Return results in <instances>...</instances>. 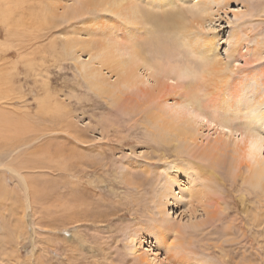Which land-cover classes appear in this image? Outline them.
<instances>
[{"label":"rangeland","instance_id":"rangeland-1","mask_svg":"<svg viewBox=\"0 0 264 264\" xmlns=\"http://www.w3.org/2000/svg\"><path fill=\"white\" fill-rule=\"evenodd\" d=\"M135 2L143 16L182 11L194 24L187 38L211 41L199 49L225 64L227 87L236 85L233 94L216 95L219 117L232 123L203 109L188 118L193 139L178 150L179 138L159 139L146 113L161 109L157 121L176 115L181 108L174 103L197 78L165 82L167 102L159 98L156 106L139 94L152 90L150 79L127 91V109L92 89L81 73L98 68L97 61L64 46L68 38L101 39L107 27L123 38L112 13L67 21L77 0H40L30 5L45 19L40 26L17 21L19 27L9 30L0 17V114L24 123L15 134L0 131V264H264V190L249 181L254 163L244 148L245 132L259 135L255 161L264 162V123L256 119L264 107L255 100L258 94L264 99V0H173L171 9ZM42 5L46 13L37 9ZM99 21L104 24L97 28ZM138 28L133 35L140 37L135 42L148 65L198 70V56L181 42L175 46L169 34L157 31L155 39L177 49L161 59L144 40L148 34L142 36L149 26ZM102 72L110 78L100 85L116 86V77ZM208 149L214 157L201 160ZM30 181L33 196L24 188ZM35 221L47 230L42 233ZM133 233L139 235L135 251L127 243Z\"/></svg>","mask_w":264,"mask_h":264},{"label":"bare ground","instance_id":"bare-ground-1","mask_svg":"<svg viewBox=\"0 0 264 264\" xmlns=\"http://www.w3.org/2000/svg\"><path fill=\"white\" fill-rule=\"evenodd\" d=\"M18 1L19 0H0V3H2L3 5V7L0 6V17L4 22H6L5 26L7 27V29L11 30L12 28H17L19 27L20 23H24V25L25 24L31 25L30 23H26L27 20L31 21V23L38 22L40 26L42 21H44L45 19H43V16L42 17L40 16L38 18V13L36 14L35 13L36 10L35 11L33 10L34 9L33 7L37 5L34 6L32 5L34 2H40V0H27V1L23 0L22 4H18ZM172 1L173 0H150V2L155 4L161 3L162 8H169V9L174 7L172 5ZM77 2L78 5L72 7L71 10H69L65 14L67 15V17L65 16V19H67V21H72L78 17L86 16L90 12L95 11L98 13L101 12L112 13L114 14L115 17L119 18V21L121 22L120 25L117 24L118 25L117 27L121 28L120 31H122L123 33L122 34L123 38H121V36H116L115 35L116 32L115 31L111 32L112 29L107 27V29L104 28V30L102 31L101 39L98 38L96 39L95 37H93V35L89 38V40H84L81 38L79 39L74 38L73 40L70 38H68V40L66 39L67 46H64V49L65 47H67L66 48L67 53H70V51H72L71 54L76 55L77 53L82 52L88 54L90 60L93 59L94 61H97L96 64L99 66L98 68H95L94 67L95 65L89 66L87 67V70H84L81 73V76L84 79V81L88 82V85L92 87V89L98 92V94L107 95L106 98H110L116 106H120L124 109H127L128 108L127 107L128 98L126 97L127 91L134 90L136 86L138 87L140 84L143 83V81L141 80L146 78V80L150 79L154 82L153 88L151 87L152 90L149 92H145L142 89H139V94H141V96L143 95L145 97H149L150 98L149 103L154 101L156 106L159 105V98L163 100L162 103L167 102L166 100H164L165 99L163 97L164 95H161L163 94L162 89L165 86L164 84L165 82L167 84V81L170 80L177 81L179 79H186V77L187 79L188 77L197 78L198 80H196L195 83L190 85V87H188V85L187 87L185 86L186 88H188L187 92L185 91L187 89L183 88L184 94L182 97H180L181 99H183L182 102L177 104L174 103V106L176 105L181 108V111L176 112V115L172 116L169 119H163L161 121H157L156 118L158 117L161 109L157 112L153 110H149V113H146L147 124L153 126L152 133L155 134L154 132H156L157 133L156 135L159 137V139H161L163 142L168 143V140L175 141L177 138H179V142L181 143L180 146H178L179 147L178 150L186 149V145L191 141V139H193V135L190 132L192 127L189 123L188 118L199 117L198 114L199 111L208 108L213 118H219V120L222 121V123H224L225 125L232 123L231 119L225 120L224 117H219V115H221L222 112L220 109H218L219 106L217 103L216 95L221 92L224 93L230 89H231L229 91L230 94H233L234 91L237 90V88H234L236 85L235 84L229 85V87H227L226 78L228 76L226 75L227 76L226 77L225 73L224 75L222 74L224 69L223 66H225V64H222L220 60L213 61L214 58H209L207 52L202 54V52L200 51L199 49L200 43L202 42L204 46L205 44L210 45L211 44L210 40L208 39L202 40L198 44V42L195 41V38L193 39L187 38V36H189L193 32L194 24L192 22H187L184 20L182 11L169 13L168 14L169 16L166 15L160 17L157 14H154L152 16L146 14L143 16L141 15L140 9L137 7L135 0H77ZM30 5H32L33 7H30ZM47 8L42 5L40 8L37 9L43 11L42 13H46ZM52 11L53 9L50 8L47 11V14H49L48 12L52 14L53 13ZM15 15L18 16L17 19ZM192 16L195 17L194 14H192ZM48 20L51 21V19L50 18L46 19L47 25L50 26L52 22H49ZM17 21L19 22V24L16 23ZM198 22L199 24L202 25L203 21L198 20ZM103 24H104L103 21H99L97 28H99V26ZM128 24L130 25L129 27L130 29L126 30ZM140 26H145V27L149 26L148 31H144L142 33V36L144 37L147 34L150 35V38L147 35L145 37L146 39L144 40L149 43L150 50L152 51L153 54H158V56L161 54L160 55V57H162L161 59H168L172 56L171 53L172 51H174L172 49H176V48H173L172 45L169 46L166 42L167 39L166 40L163 38L155 39L158 33L157 31L161 33L163 32L167 36L169 34V37H171L173 41L172 43L173 45L177 46L178 43L181 42L182 45L181 47H186V50L188 51L189 54L191 55L195 54L198 56L197 57L199 64L198 70L186 69L185 71L187 72H185L184 70L181 69L182 66L179 63H176V67H175V66H170L169 64L162 65L160 61H155L156 64L148 65V63H146L147 61L144 60L145 52L135 42L136 39L140 37L133 35L134 31L136 32V29L138 27L140 28ZM116 31H119V29ZM92 32L94 33L95 31L88 30L87 34L91 35ZM170 34H173V36ZM177 35L178 36L180 35V37H177ZM189 64L190 63L187 62V65ZM103 70L109 73L110 76L116 77L117 79L116 86L113 85L114 87L108 89L100 85L101 83L107 82L110 78L109 77L108 80L105 79V75L102 72ZM137 89L138 88H135V91ZM153 90H156L157 92L155 95H153L154 93ZM241 90L242 92H244L243 87ZM201 91H203L202 96H200ZM253 93L256 96L257 90H255ZM3 94L4 93H2V95ZM232 97H233L232 100H235L237 98V96L236 97L232 96ZM46 99L47 98H45L44 100ZM255 100L257 102L261 101L260 104L264 107V101H263L264 99L259 94L258 96L255 97ZM202 102H204L206 106L202 105ZM256 119L258 121L263 120L264 123V109L261 112L257 113ZM254 120L255 117L252 118V121ZM213 121L218 122L216 119H213ZM23 125L24 123L19 119L18 121L14 122L11 119L7 118L6 116L0 114V131L2 132L3 131L5 132V129L6 131L14 130L12 133L15 134L17 133L18 130L21 131L23 129ZM249 126L251 127V124H249ZM250 127H249L250 131L251 129L253 130L255 129L254 126H253L254 128L253 127L250 128ZM4 132L3 135L5 134ZM258 137L259 135L255 134L253 131L245 132L244 148L247 151V159L253 160L254 163V170L252 171V175L249 181L252 185L262 186L264 190V162L257 163V161H255L256 154H255V148H253V145L257 142ZM210 151L211 149H208V152L202 154L200 156V159L210 161L211 157H214L213 152ZM175 153L181 154L180 151H176ZM175 177H177V175H174V177L172 178L174 181H175ZM168 181H172V180L169 179ZM24 188L28 192H30L31 190V196L35 194L36 188H33V182L30 181V186H29V182L28 184L25 182ZM4 190L5 192L9 193L7 188H4ZM18 220H19L18 226L20 225L19 226L20 229V227H22V224L24 223L23 216L21 215L20 219ZM35 224L39 225L37 221H35ZM39 227L40 226H38V229L42 231V233L47 230L43 227L42 228ZM16 230L14 231V233L16 232ZM18 236L16 238L17 241H19L21 238ZM138 240H139V235H137L136 233L130 234L127 237L128 246L132 247L134 251L136 250L135 246L137 245ZM142 262L143 264L146 263L145 261Z\"/></svg>","mask_w":264,"mask_h":264},{"label":"snow or ice","instance_id":"snow-or-ice-1","mask_svg":"<svg viewBox=\"0 0 264 264\" xmlns=\"http://www.w3.org/2000/svg\"><path fill=\"white\" fill-rule=\"evenodd\" d=\"M259 131L261 135H264V124L261 125V127L259 128Z\"/></svg>","mask_w":264,"mask_h":264}]
</instances>
